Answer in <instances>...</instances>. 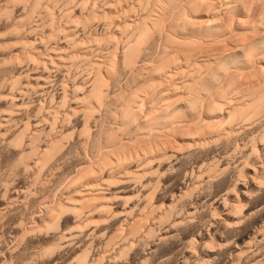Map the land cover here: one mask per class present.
<instances>
[{"label":"rangeland","instance_id":"obj_1","mask_svg":"<svg viewBox=\"0 0 264 264\" xmlns=\"http://www.w3.org/2000/svg\"><path fill=\"white\" fill-rule=\"evenodd\" d=\"M0 1L2 2H0V6L2 5V8H0V119L2 122H0L2 125L3 123H5V126L3 125V127L2 125H0V264H86L85 262L87 261L92 262V264H264V167H262L264 166V113H259L257 114L258 116L256 115L255 117L253 116L254 119L250 118L248 123L245 122L244 126H246V128L243 126V128L240 130L241 132L239 131L236 134L234 133V135H224L223 137L220 135L211 137L200 136V129L202 128L200 126L211 128V126L213 125L214 116L206 115V113L204 112V108H201L202 104L206 101V94L209 95V93H211V95L208 96L210 97L209 99L218 98L220 102L221 98L227 97L230 94L233 95L236 91L234 90L235 88H237L236 86H241L242 88L244 86H253L257 82H259L258 80L264 79V62L258 63L256 60H254L255 62H250L251 65L249 64L245 66V57H243L242 55L246 50L249 52L250 47L252 49V46L253 48H257L256 50H258L261 44L264 47V31H262L264 27V18L261 19V17L259 16V19L258 17V12L264 5V0H247V2L246 0H242V5L244 4V7L248 5V10L246 11L249 12L246 13V11H243L245 13L242 12L240 14H237V16L236 14H234L233 16L229 13H223L221 16L222 21L220 20V23H222L220 27H222L223 30L220 31V34L219 31L210 30V34L208 31L204 36L199 35V37H194L200 38V36H202L203 38L201 37L202 39L200 38L199 40H202V44H204H199L197 47L193 48L201 49L200 51H192L195 56L203 55L201 53H204L205 55L223 51L224 53H229L231 56L230 58H228V60L223 62L224 64H226H223V66L227 67L229 70H231L232 68L236 69V67L234 66H237L239 69H241V64H245L241 70L247 71H241V73L243 74H240V76L237 77V79L235 80L236 82L234 81L232 83L233 86H231L232 84L228 87L225 85L223 88L222 83H224V78H220V80L217 79L220 81L217 82L221 83L220 85L223 89L219 88L220 86L218 88L214 86L213 88L212 85L215 84L214 82H206L203 85V88H200L202 90H199L200 92H202H198L200 94V97L201 95L203 97H199V100L203 99L204 102L195 100L196 102H189L188 105L186 102L184 104V101L180 99L177 102L178 106L176 105L179 110L178 112H176L178 116L174 114L170 116L167 121L163 122L161 120L157 121L158 118L155 119L154 117H152L154 119H150L151 121H149L151 125L148 123V125H139V127L138 123L136 124L138 117L136 118V120H129L128 123L127 121H123L122 119H120L121 117H119V115H121V109L119 108L124 106V102L127 101L126 99L130 96V91L132 93L135 92V89H139L144 84H146L147 81L150 80L149 77L151 76L149 74L150 72L152 74V71L151 67L149 66L151 64V66H153L154 68V64H156L155 59L158 58L156 56H159L158 51L160 50V46H158L159 42H155V44L157 45L152 44L151 47L153 48L151 49V47H149L150 49L147 50H150L149 52H151V54L147 52V57L144 56V66L147 69L150 68V71L146 70L145 67H143L141 64L140 67H138L140 68V70L145 69L147 73L143 70V73L142 71L141 73H139V69V71H134L133 68L129 69V65L128 68L126 63L123 64L116 59L113 65L117 67V69L114 66L113 67L117 72H115L114 70V74L108 77L109 79L112 78L111 80H108V78L105 76V78L111 83L109 82L107 88H105L107 94L104 95L102 103L104 104V101L107 102V100H109L108 97L111 98L109 100L110 102H107V106L106 104H99V106L95 109V114L93 115L94 119L97 118L98 121L96 119L95 120L98 122V124L96 121H93L94 119H92V122L90 119L88 121L86 133H82L81 131H79L82 130L81 128L83 127V119L81 118L82 113L78 111L69 113L68 121H65V123H63L62 125V133L65 134L62 139L63 148L61 147L62 149L57 152L58 154L55 153L56 156L54 155L53 159H51L52 157L50 158L51 160L49 159L50 162H48L45 167L41 169V171L39 172L40 174L38 173L37 175H35L36 173L34 171V167L32 166L34 165L32 161L36 156L31 157L32 161H28L30 163H28L27 168H23L22 165L19 166L18 164H16L17 166L12 165L15 163L13 161H16V158L19 155L18 151H21L19 142H21L22 140L20 137H17V133H19V131H24L28 125L29 129L31 128V130H29V133L33 132L35 129L36 131L34 132L40 131L39 133H37V135H39L38 137L41 141L37 139L35 148L36 145L38 147L39 142L43 144V141L46 142L49 139L48 137L51 136L52 132L54 133V131L51 130L52 132L50 133L49 123L44 122L45 118L47 119V110H51V108L56 105V102H59L58 100L61 98V96L63 97L64 94V96L68 100L63 108L59 107V110L61 112L65 113V111L73 108L76 105L73 101V96L76 94L77 96H81V94L83 93V88L80 90L79 88L84 87L86 84H88L87 80L91 76V73H87L88 71H86L88 67L87 62L89 60L84 61V59L80 60V58H76L77 60H71L68 57V53L70 51L69 45H67L66 41H63L62 43V34H60L58 38L55 37L54 39L49 41L48 45L41 42V38L45 37L43 35H45L46 33L48 35V32L50 33V28L49 25L47 26L45 24H48V22H46L47 20L45 21L44 17L43 19L45 23L41 21L42 17H40L39 19L38 16H36L37 13H39L36 12L38 11L36 10L37 7L34 9L35 12L32 10L31 5L33 4H31V1L33 0H14V3L16 1L15 7L13 2V4L11 3L10 5V2H6L7 0ZM60 1H58V3L59 5L61 4L60 7L62 9V6L65 2L64 0ZM77 1L74 0V2L70 3L69 5L70 9L72 10V16L76 17L82 15L80 14V8H78V5L76 4L81 0H79L78 2ZM122 1L123 0H121V2ZM126 1L127 2L124 1L125 3H117L118 5L122 4L121 6L123 8L120 5L119 7H117L120 11L123 10V12L125 11L129 14L133 13L131 17L133 16V18L135 19L136 17L134 16L138 17L139 13L141 14V8L139 5L134 4L133 0ZM197 1L198 3H202L200 5H203L204 9L205 7H210L214 2V0ZM96 2V5L98 6L97 8L107 10L106 8H104L106 6V1L96 0ZM114 2L112 4L115 5ZM90 3L91 2H89V4ZM28 5H30V9L32 12H34L35 16H32L33 13L30 12V9H28ZM114 5L112 11L118 10L116 9L117 7L114 8ZM131 7L134 8L131 9ZM257 7H259V9ZM252 8H257L258 10L255 9L254 11L256 12L257 10L256 13L258 14H250V12H252ZM24 10H29L30 13L28 14V12H25ZM85 10L84 14L86 15L88 9ZM204 11L202 10L201 14L190 17V21L193 22V24L195 23L194 25L200 23L201 20H204V18L207 17ZM26 13L28 14V16L32 17V20L35 19L33 20V22H31L32 20L30 21L35 26L37 22L39 24L41 21L43 23L40 24H44L43 26L47 27H40L39 24V27L37 25L36 28L34 27L35 29L33 31L31 30L29 32L27 30L28 28L22 26L24 28L21 27L19 28L20 30L18 29L21 32L16 33V31H14V33L11 25V23H14L13 19L22 20L23 18H25L23 16H27ZM168 13L169 12L166 13V17ZM248 14L250 17L248 16ZM111 15L115 17L118 16L117 14H115V12H112ZM17 16L18 18H16ZM21 16L23 17L22 19ZM168 16L169 19L171 16L173 17L172 14L171 16ZM263 16L264 15H262V17ZM28 18H25L26 22L31 19ZM121 18H115V21L117 22L120 19V22ZM168 18H164L165 21L167 19L166 23H169L170 21ZM234 19H238V21L236 20L237 23L235 21H232ZM260 20H262V24ZM22 21L25 22L24 19ZM102 23V21L100 23L98 20H96V22L93 23L94 25L92 24V30L91 28H85L84 30L83 28H75V33L77 34L79 32L77 35H75L77 36L75 37L76 41L79 40V43L82 42V44H80L83 45V48H88V50L91 48V51L89 50V52L93 55H90L93 58H96L99 55V57L101 58L105 55L104 53H109V50H107V48L109 49L112 47L110 45H106V42L104 41L103 44V42H101L100 40V38H102L104 35H109L111 32L113 33L112 29L109 30L110 28H103ZM166 23L163 22L164 25H166ZM234 24L238 25L235 26ZM167 25L166 27L163 26V28H167ZM95 26H97V29L95 28ZM22 29H26V34ZM252 29L254 30V32ZM9 31H11L12 34ZM22 31H24V33ZM27 31L29 33H27ZM106 31L108 32L106 33ZM103 32L106 34H104ZM249 32L254 36L253 39L260 42L261 44L253 40L252 42L254 43H252V46H248L250 44L249 39L251 40L252 38V35H248ZM222 33L224 34L222 35ZM19 34L22 35L20 36ZM88 34H90L89 37L87 36ZM92 35L95 38H98L100 40V43H95L99 40L93 42L94 38L92 37ZM112 35L116 36L114 33ZM244 35L247 38H243L245 37ZM23 37H25L23 40L26 39L25 41H31V43H33L35 52L31 54L33 58L30 57V59L28 60V58L26 57L27 60L26 58H24L25 60L23 59L20 63H17L18 61L14 59V56L15 53L20 54V52H18L21 48L20 45H22L21 43L25 42H21ZM240 38L245 39L242 40L245 41L244 47L246 49H231L232 44H234L237 40H241ZM246 39H248L249 42ZM246 41L248 44L246 43ZM87 42L89 44L91 43V46L88 45ZM84 44L87 45L85 46ZM253 44L257 45L258 47H254ZM50 46H52L51 48L53 49H51ZM95 46L97 49H93ZM54 50H56V52L62 51L63 53H67L66 57L68 58H66L64 61V65L66 66V68L63 67V64L56 67L53 66V68H51L48 62L50 59H47V57L51 56L53 58L55 52L53 54L52 52ZM47 52L51 55L47 54ZM252 52L253 51H250L249 53L251 54ZM172 53H175L173 54V57L176 55L174 58L179 57L177 51H173ZM20 55L22 56V54ZM54 60L56 59L54 58ZM37 61H39V63H37ZM45 61L48 62V65L50 67L48 65H45L44 67V64L46 63ZM152 62L155 63L152 64ZM145 63H147V65ZM223 66L221 65V67ZM83 69H85V71ZM122 69H124L125 71H123ZM131 71H134V73L137 74L133 75L134 73L131 74ZM220 71V74L217 72L218 74L216 78L218 77V75H224V67L222 70L220 69ZM89 74L90 76L88 77L87 75ZM138 74H141L142 76H137ZM85 76L88 77V79L85 78ZM133 76H135L136 78ZM14 78H18V82L11 89V84L9 83H11ZM210 84L212 85L210 86ZM234 84L237 85L235 86ZM74 86L75 89L79 87L77 90H79L80 92L78 91L76 92V94H73V92L75 91ZM164 88H166V85ZM164 88H161V90H163ZM9 89H11L13 92H11V90ZM220 89H222L221 92L223 94L220 93ZM223 90L227 92H224ZM178 92L179 91H177V94ZM175 93H170L169 97L173 99L177 98V95ZM203 93L206 94L204 95ZM218 93L220 96L217 97ZM224 93L228 94L225 95ZM12 96H15L13 97L15 98V100L13 99L14 101L11 100ZM125 96L127 98H125ZM156 97H152V100L149 99L150 101L146 102L147 104H144V108L147 109L148 105L150 107V104L148 103H152L153 107L159 105L162 102V100L160 99H163V97L159 98L158 96L157 100ZM104 98L107 100H105ZM153 99H155V101ZM10 100L15 105H13ZM111 101L113 104H111ZM152 101H154V103ZM9 103H11L13 106H11V104ZM195 104H197V107H195ZM15 106L17 107V109L13 108ZM190 106L192 107L189 108ZM223 106L224 105L219 104V110ZM225 107L222 108L223 110H221V112H219L223 113L226 117V113H224ZM11 108H13L14 110L12 111ZM150 108H148V111H150ZM6 112L9 115H5L7 114ZM10 113H12L11 115L13 117L10 115ZM197 115L200 117H197ZM3 116L8 120H6ZM172 117L173 119H171V122L169 120ZM5 120L7 122H5ZM152 120H154L155 122ZM184 121L190 123H188V125H186V123L184 125V128L182 127L181 129H179V131L178 126H180V124L181 126H183L182 124L185 123ZM192 121H195L196 124ZM236 121L237 120L233 121V123H237ZM6 123L8 125H6ZM170 124H172V128H169V126H171ZM116 125L119 126V129L118 127H116ZM154 125H158L159 127L162 125V127H160L162 130L159 127L154 128ZM24 126L25 129H23ZM149 127H151L152 131ZM167 127L171 130L172 134L170 133V130L165 129ZM21 128L22 130H20ZM109 128H111L112 131H114L115 128L120 131L119 132L118 130H115L117 137L118 134H122L121 137H123L125 140L128 138L127 141L130 144L128 142L124 144L123 138V141L122 139L119 140L121 138L120 136V138H117L119 141H121V144H119L123 145V150L120 146L121 151H118L120 153L122 151L127 152L128 150L133 153V151L136 150L141 151V149H143L145 146L148 147L151 143H153V141H148V139L144 140L143 138H149V134L147 135L146 133H152L156 131L159 134L161 133L160 140L163 139L161 141H164L163 143L166 146L168 145L167 147L164 145L166 147L164 150L165 154L163 153V155L160 156V159L158 157L155 158V160H152V163L149 162V164L147 165V169L146 166L144 167L146 171L143 169H138V171L136 169L135 163L129 165L127 167V170H125V173L128 174L127 181H118V171H115L112 176H105V179L108 178L107 180L111 182L110 187L108 186V193L106 194H108V196L110 194H112V196H116L115 198H113V201L111 203V213L109 212L108 215L104 213L102 214L92 212L91 216L88 217V224L86 223V225L79 222L83 220V216L77 218L76 221L73 218V214L71 212L63 211L61 212L62 214L60 213L57 223L55 222V224H53L54 222H51L52 225H49V227L47 223L50 222L47 221L48 217H46V213L52 208V205L54 206L59 201L64 202L65 198H68L70 196L71 191L73 192V189L77 187H73V185H70L69 180L76 176L80 167H85L89 163H92L95 160V157L96 159H98L102 156L101 154L105 150V144L103 143H105L104 140L106 141L107 134V132H104V130L108 129L111 131V129ZM147 128L151 132L148 131ZM157 128H159L162 132L164 129L165 131L168 130L169 132L167 133L164 131V135H166L167 137L165 138L163 133ZM98 129L103 130L98 131ZM198 130L200 131V133ZM182 131L184 132L182 133ZM47 132L48 136H46ZM143 134H146V136ZM194 134H198L199 136H195ZM89 135L91 138L94 137L92 139V144H94L95 146L98 145V148L94 147V145L93 147H91L92 144ZM18 136L22 135H20L19 133ZM96 136L98 137V139ZM139 136L141 138L142 136H144L140 142ZM157 142L160 141H156L155 143ZM98 143L100 144V146ZM41 144H39V146ZM102 146L103 150H101ZM153 146H155L154 143ZM92 153L94 154L92 155ZM81 161H83V163ZM259 164L262 165L259 166ZM134 172H136L135 174H140L141 177L139 176V174L136 175L137 177H140V180L134 175ZM129 174L132 177H136L137 179L134 178L136 179V181L134 179H130L131 176ZM37 176L39 177L37 178ZM32 177L35 178L33 179ZM138 180L140 182H138ZM112 182L114 183L112 184ZM68 185L69 187L66 188V186ZM73 193H71L73 196L71 195L72 197H69L72 198V200L76 197V195ZM149 202L152 206H156V210H150V214L148 209ZM145 204L148 205H146V207H142ZM232 205L235 207V213L228 210L232 208ZM141 208H143V210L146 208L143 212L148 215L149 219L146 218L147 220L145 221L147 222H145V227L140 228V230L142 229L141 231L139 230V232H135V234L132 233L133 235H130L127 232V229L129 228L127 226H130V222L136 220V217H139L138 211ZM143 212H140V215H144L145 213ZM228 213H233V215ZM77 222L80 223V225ZM127 233L128 235H126ZM125 236L130 237L124 238Z\"/></svg>","mask_w":264,"mask_h":264},{"label":"bare ground","instance_id":"obj_2","mask_svg":"<svg viewBox=\"0 0 264 264\" xmlns=\"http://www.w3.org/2000/svg\"><path fill=\"white\" fill-rule=\"evenodd\" d=\"M6 1V0H4ZM14 0H7L6 2H10V5L11 3L13 2ZM30 1V0H29ZM58 1L60 0H33L31 1V7H32V10L35 12V8L37 7L36 12H39L37 13L36 16H38V18L40 19V17H42V20L44 22V19L43 17L45 18V21L48 22L45 23L47 26L49 25V28H50V33L48 32V35L47 33L43 36H45L44 38H41V42L48 45L49 41H51L52 39H54L55 37L58 38L60 36V34H62V43L63 41H66L67 45H69V48H70V51L68 53V57L72 60V59H78L80 58L81 59H84L85 60H89L87 63L88 67L86 69V71H88L87 73H91V76L90 74L87 75L89 77H86L88 80V84H86L84 87H78L79 90L82 89L83 93L81 94V96H77L76 92H78L79 90H77L78 88L75 89V86H74V89H75V93L73 92V94H76L74 95L73 97V101L74 103L76 104L73 108L71 109H68L67 111L64 112H61L59 110V107H62L66 104L67 102V98L63 95V97L61 96V98L58 100L59 102L57 103L56 102V105L54 107H50V109H48L46 112H47V119L45 118V123L48 122L49 123V132L51 133L53 130L54 133L52 132L51 136H49L48 140L46 142H44L43 140V144H41L39 142V144H41L39 146L38 144V147L36 145V148H35V144L37 143V139H39V135H37V133L39 132H34L36 131V129L33 131V132H30L29 133V130H31V128L29 129V125L27 126L26 124V129H25V126L23 127V129H25L24 131H19L20 135L22 136H18L19 133H17V137H20L21 138V142L20 143V146H21V151L19 150V155L17 156L16 158V161H13L15 162L14 164L12 165H16L18 164L19 166L22 165L23 168H27L28 166V162L29 160H31V157H35L34 160L32 161L34 163V165H32L34 167V171H35V175H37L41 169L43 167H45V165L50 162L49 159H53V156L55 155V153L59 152L60 149H62V139L64 137L65 134L62 133V129H63V123H65V121H68V114L69 113H74V112H81L82 113V116L81 118L83 119V127L81 128L82 130H79L81 131L82 133H86V130H87V126H88V121L91 119V122H92V119L93 118V115L95 114V109L99 106V104L102 103L103 101V97L104 95H106V91H105V88H107L108 86V83L110 81L108 80H111L109 79L108 77L111 76L112 74H114V70L115 68L117 69V67H115L113 64L115 63L116 59L118 61H120L121 63H126L127 67L128 65L130 66L129 69L133 68L134 71L136 70H140V64L144 66V56H146V53L149 52L147 51L148 49H150L149 47H151L152 44H155V42H159L158 43V46H160V50L158 51L159 52V56H156L158 58L155 59V62L156 64H154L155 62H152V64H154V68L153 66H150L151 67V71H152V74L150 72V76L149 77V81H145L146 84H144L142 87H138L139 89H135L136 91L135 92H131L130 91V96L129 98H127L125 96V98H127L126 100L127 101H123L124 102V106H121L123 107H120L119 109H121V115H119V117H121L120 119H122L123 121H128L129 120H136V118L138 117V120L136 122V124L138 123V126H142L144 124H147L149 123V121H151L150 119H157V121L161 120L162 122L163 121H167V119L176 114V112H178V100H183L184 101V104L185 102L188 104L189 102L192 103L194 102L195 100H199V97H200V94L198 92H200L199 90H202L200 88H203V85L206 83V82H214L215 84H210V86L212 85V87L214 88V86H216V88H222L221 87V83H218L220 82V78H224V83H222V86L224 88V86L226 85L227 87L229 85H231L236 79L238 76H240V74H243L241 73L242 72H245L242 69V67L245 65H251L250 62H253L254 60H256L258 63L260 62H264V47L262 46V44L258 41H256L254 38V36L252 34H250V32L248 33L249 36H251V40L249 39H246L250 44L248 46H252V42L253 40H255V42H258L261 44V46H259V48H262V49H259L256 50L257 48H253L252 46V49L250 47V51H253L251 54L246 51H244L245 53L242 54L244 58V61L246 62L244 65L243 63L241 64L242 67L240 66L241 69H239L237 66H234L236 67V69L234 68H230L231 70H229L227 67L223 66V62H225L226 60H228V58H230V54L229 53H224L223 51L221 52H214V53H211V54H205L204 53H201L203 55H197L195 56L193 54L194 50H201V49H193L195 47H197L199 44L201 45L203 42L202 40L200 41L199 39L202 37L200 36V38H194V37H199V35H205V33H207L209 31V34H210V30L212 31H219V34H220V31L223 30L221 26L222 23H220V20H221V16L223 13H229V14H232L234 16V14H240L242 13L243 11H246L248 10V5L246 7H244L242 5V0H214L213 4L210 6V7H205V9L203 8V5L201 6L200 4H202L201 2L198 3L197 0H133L134 4H137L140 6L141 8V14L139 13L138 17L137 16H134L136 17L135 19L133 18V16L131 17V15L133 13H127V12H123V10H119L118 7L119 5L121 6L122 4H117V3H120L121 0H114L116 2H114L113 0H104L106 1V6L104 8H106L107 10H102L100 8H97L98 6L96 5L97 2L96 0H81V1H77L78 3H76L78 6V8H80L79 10H81V13L82 14L80 17L79 16H72L71 14V9L69 7L70 3H73L74 0H64V4L62 6V9L58 3ZM127 2L126 0H123L121 3H125ZM207 1V0H206ZM253 1V0H252ZM1 2V1H0ZM18 2V1H17ZM33 2V3H32ZM61 2V1H60ZM89 2H91L89 4ZM115 3L112 4V3ZM212 2V1H210ZM247 2V0H246ZM2 3V2H1ZM0 3V4H1ZM14 3V2H13ZM12 3V4H13ZM16 3V1H15ZM14 3V7L16 6ZM105 3V2H104ZM206 3V2H205ZM204 3V4H205ZM251 3V2H250ZM255 3V2H254ZM21 4V2H20ZM103 4V3H102ZM117 4V5H116ZM101 5V4H100ZM105 5V4H104ZM113 5L115 6L114 8H117L118 10L116 11H112L113 10ZM253 5V4H252ZM2 6V5H1ZM0 6V8H2ZM7 6V4H6ZM22 6V5H20ZM25 6V5H23ZM30 9V5H28ZM207 6V5H205ZM257 6V5H256ZM255 6V7H256ZM100 7V6H99ZM122 7V6H121ZM250 7V6H249ZM253 7V6H252ZM7 8V7H6ZM123 8V7H122ZM120 8V9H122ZM134 7H131V9H133ZM245 8V9H244ZM259 9V7H257ZM255 8V9H257ZM263 8V9H262ZM26 9V7H25ZM85 9H88L87 12H86V15L84 14V10ZM255 9H251L252 12H250V14H258V17L260 16L261 19L264 18V16L262 17V15H264V5L261 7V9L259 10L258 13L257 10L256 12L254 11ZM115 10V9H114ZM204 11L205 14H206V18H204V20H201L200 23H198L197 25H194L193 22L190 21V17H193L195 15H198V14H201L202 12L201 11ZM250 10V9H249ZM25 11V10H24ZM86 11V10H85ZM115 12V14H117L118 16H113L111 15L112 12ZM120 11V12H119ZM1 12V11H0ZM25 12H28V14L31 11L30 9V12L29 10L25 11ZM34 12H32V16H35L34 15ZM111 12V13H110ZM119 12V13H118ZM169 12L167 14V17H166V13ZM249 12V11H246V13ZM23 13V12H22ZM110 13V15H109ZM245 13V12H243ZM28 14L26 13L27 16H23L25 18H28L30 20H28L27 22L25 21L26 19L23 18L21 16V19L23 18L25 22H23L22 20H15L13 19L14 23L12 25V28H13V32L16 31V33H19L21 31H19L22 26H24L25 28H28L27 30L30 32L31 30L33 31L37 25L39 27V24L40 23H43L40 21V23L36 24V26L34 24H32L31 22H33V19L32 20V17L31 16H28ZM84 14V15H83ZM108 14V15H107ZM114 14V13H113ZM171 14L173 15V17L171 16ZM262 14V15H261ZM18 15V14H17ZM25 15V13H24ZM170 15V19L168 18ZM120 16V17H119ZM231 16V15H230ZM249 16V14H248ZM11 17V16H10ZM9 17V18H10ZM124 19H122V18ZM250 17V16H249ZM254 17V16H253ZM256 17V18H258ZM259 17V19H260ZM15 18V17H14ZM18 18V16L16 17ZM115 18H121V21L119 22V20L116 22L115 21ZM164 18H168L170 21L169 23H166L167 22V19L165 21ZM224 18V17H223ZM12 19V18H11ZM10 19V20H11ZM241 19V18H240ZM32 20V21H31ZM38 20V19H37ZM96 20H98L100 23L101 21L103 22V28L107 29V28H110L109 30L112 29L113 33L116 35H112L111 33L109 35H107L106 33L108 31H106V35H104L102 38H100L101 42H106V45H110L112 46L111 48H107V50H109V53H104L105 55L102 56L101 58L99 57H91L93 56L92 54H90L89 49L88 48H83L81 45L82 42H78L79 40L76 41V38L77 35L75 33V28H83V30L85 28H91L92 30V24L94 22H96ZM238 21V19H236ZM236 20H232V21H235ZM22 21V22H21ZM31 21V22H30ZM39 21V20H38ZM222 21V20H221ZM248 21V20H247ZM122 22V23H121ZM166 23L167 25V28H163V26L166 27V25L163 24ZM191 22V23H190ZM224 22V21H223ZM255 22V21H254ZM261 24H262V20H260ZM237 23V22H236ZM263 23H264V19H263ZM239 24V22H238ZM238 24H234L235 26H237ZM260 24V23H259ZM44 25V24H43ZM40 24V27L43 26ZM94 25V24H93ZM45 26V27H47ZM232 26V25H231ZM241 26V25H240ZM253 26V25H252ZM264 26V25H263ZM22 27V28H24ZM35 27V28H34ZM44 27V26H43ZM44 27V28H45ZM239 27V26H238ZM243 27V25H242ZM259 27V26H258ZM10 28V27H9ZM95 28L97 29V26H95ZM235 28V27H234ZM257 28V26H256ZM260 28V27H259ZM262 28V27H261ZM19 29V30H18ZM9 30V29H8ZM12 30V29H11ZM25 31V34H26V29H22ZM38 30V29H37ZM77 30V29H76ZM253 30V29H252ZM24 31H22L24 33ZM27 31V33H29ZM78 31V30H77ZM76 31V32H77ZM102 31V30H101ZM105 31V30H104ZM262 31H264V27L262 29ZM11 32V31H9ZM92 32V31H91ZM245 32V31H244ZM248 32V31H247ZM254 32V30H253ZM252 32V33H253ZM15 33V32H14ZM102 33V32H101ZM217 33V32H216ZM230 33V32H229ZM233 33V32H232ZM246 33V32H245ZM12 34V32H11ZM224 33H222L223 35ZM235 34V33H234ZM20 35V34H19ZM18 35V37H19ZM22 35V34H21ZM20 35V36H21ZM28 35V34H27ZM90 34H88L87 36L89 37ZM98 35V34H97ZM112 35V36H110ZM230 35V34H229ZM15 36V35H14ZM25 36V35H24ZM30 36V35H29ZM243 36V35H242ZM245 36V35H244ZM41 37V36H40ZM47 37V38H46ZM92 38L95 42V41H98L99 39L98 38H95L93 35H92ZM97 37V36H96ZM217 37V36H216ZM226 37V36H225ZM21 38V37H20ZM25 37L22 38V41H25L23 40ZM50 40H49V39ZM203 38V37H202ZM201 38V39H202ZM205 38V37H204ZM208 38V37H207ZM230 38V37H229ZM243 38H247L246 36L243 37ZM242 38V39H243ZM257 38V37H256ZM215 39V38H214ZM220 39V38H219ZM241 39V38H240ZM241 39V40H242ZM19 40V39H17ZM28 40V39H27ZM82 40V39H81ZM91 40V38H90ZM89 40V41H90ZM100 40L98 42H95L96 44L100 43ZM224 40V39H223ZM228 40V39H227ZM230 40V39H229ZM241 40H237L235 41L234 44H232V47L231 49H235V50H242V48H245V39H243L242 41ZM208 41V40H207ZM246 41V43H247ZM92 42V41H91ZM103 42V44H104ZM217 42V41H216ZM229 42V41H228ZM51 43V42H50ZM65 43V44H66ZM88 43V42H87ZM94 43V44H95ZM108 43V44H107ZM209 43V42H208ZM20 44V43H19ZM22 45L20 50L18 52H20V54H22V56L18 53H15V58L16 61H18L17 63H20L21 60H23L24 58H28V60L30 59L31 54L33 52H35L34 50V46H33V43L28 42V41H25L23 43H21ZM35 44V43H34ZM91 44V43H90ZM88 43V45H90ZM206 44V43H205ZM210 44V43H209ZM227 44V43H226ZM248 44V43H247ZM256 44V43H255ZM254 45L257 46V45ZM18 45V43H17ZM58 45V44H56ZM85 45V44H84ZM87 45V44H86ZM85 45V46H86ZM157 45V44H155ZM204 45V44H202ZM216 45V44H215ZM54 46V45H53ZM84 46V47H85ZM91 46V45H90ZM97 46V45H96ZM96 46L93 48L95 49ZM109 46V47H110ZM157 46V47H158ZM206 46V45H205ZM247 46V47H248ZM18 47V46H16ZM52 46H50L51 48ZM55 47V46H54ZM57 47V46H56ZM89 47V46H88ZM200 47V46H199ZM198 47V48H199ZM214 47V45H213ZM258 47V46H257ZM13 48V47H12ZM105 48V47H104ZM153 47H151L152 49ZM201 48V47H200ZM216 48V47H215ZM36 49V48H35ZM53 49V48H51ZM97 49V48H96ZM111 49V51H110ZM115 49V50H114ZM177 49V50H176ZM193 49V50H192ZM203 49V48H202ZM246 49V48H245ZM154 50V49H153ZM179 50V51H178ZM212 50V49H211ZM218 50V49H217ZM220 50V49H219ZM244 50V49H243ZM42 51V50H41ZM64 51V50H63ZM91 51V50H90ZM155 51V50H154ZM178 52V56L180 57H177V58H174L173 57V54L175 53H172V52ZM193 51V52H192ZM38 52V50H37ZM52 52V51H50ZM55 52V53H54ZM94 52V51H93ZM107 52V51H105ZM196 52V51H195ZM54 53V57L52 58L51 56L50 57H47V59H50L48 62H49V65L51 66V68H53V66H59L61 64H65V59L68 58L66 57L67 53H63L62 51H57L54 50L52 52V54ZM98 53V52H97ZM151 54V52H149ZM208 53V52H207ZM40 54V53H39ZM47 54H50L47 52ZM149 54V55H150ZM19 55V56H18ZM51 55V54H50ZM91 55V56H90ZM95 55V53H94ZM102 55V53H101ZM154 55V54H153ZM156 55V54H155ZM241 55V56H242ZM49 56V55H48ZM97 56V55H96ZM229 56V57H228ZM21 57V58H20ZM40 57V56H39ZM147 57V56H146ZM151 57V56H150ZM154 57V56H153ZM26 58V60H27ZM33 58V57H32ZM54 58L56 60H54ZM76 59V60H77ZM150 59V58H149ZM25 60V59H24ZM33 60V59H32ZM69 60V59H68ZM73 60V61H74ZM40 61V60H39ZM39 61H37V63H39ZM42 61V60H41ZM47 61V60H46ZM45 61V62H46ZM72 61V62H73ZM79 61V60H78ZM117 61V63H118ZM154 61V60H153ZM24 62V61H23ZM29 62V61H28ZM45 62H42V63H45ZM48 62H46L44 64V67L45 65L47 66L48 65ZM68 62V61H66ZM70 62V61H69ZM119 62V63H120ZM143 62V63H142ZM255 62V61H254ZM82 63V62H81ZM150 63V62H149ZM24 64V63H23ZM71 64V63H70ZM74 64V63H73ZM121 64V65H123ZM147 65V63H145ZM20 65V64H19ZM29 65V64H28ZM48 65V66H49ZM81 65V64H80ZM116 65H119V64H116ZM139 65V66H138ZM221 65L224 67L225 71H224V77L223 76H220L218 75V77L216 78L217 74L221 73L220 69L222 70L223 67H221ZM226 65V64H224ZM261 65V64H260ZM49 66V67H50ZM68 66V65H67ZM115 68H114V67ZM147 66V67H148ZM230 66V65H229ZM63 67L66 68V66L64 65ZM86 67V66H84ZM126 67V66H125ZM124 67V68H125ZM137 67V68H136ZM141 67V68H143ZM254 67V66H253ZM259 67V66H258ZM37 68V67H36ZM50 68V69H51ZM153 68V69H152ZM24 69V68H23ZM28 69V68H27ZM45 69H49V68H45ZM77 69V68H76ZM85 69H83L85 71ZM146 70L150 71V68H146ZM143 70L146 72V70ZM26 70V69H25ZM90 70V72H89ZM123 71H125L124 69H122ZM121 70V71H122ZM138 70V71H139ZM139 73H141V71ZM22 71V70H21ZM30 71V70H29ZM120 71V70H119ZM134 71H131L130 73L133 74ZM142 71V73H143ZM220 71V72H219ZM250 71V70H249ZM115 72H117L115 70ZM218 72V73H217ZM223 72V71H222ZM21 73V72H20ZM129 73V74H130ZM147 73V72H146ZM137 73H134L133 75H135ZM256 74V73H255ZM82 75V74H81ZM85 75V73H84ZM122 75V74H121ZM126 75V73H125ZM141 74H138L137 76H140ZM222 75V74H221ZM247 75V74H246ZM251 75V74H250ZM20 76V75H18ZM83 76V75H82ZM105 76L108 78V80L105 78ZM129 76V75H128ZM142 76V75H141ZM135 77V76H133ZM148 77V76H147ZM146 77V78H147ZM20 78V77H19ZM47 78V77H46ZM84 78V79H85ZM132 78V77H131ZM136 78V77H135ZM139 78V77H138ZM134 79V78H133ZM148 79V78H147ZM219 79V80H217ZM251 79V78H250ZM261 79V78H260ZM122 80V79H121ZM120 80V81H121ZM136 80V79H135ZM142 80V79H141ZM222 80V81H223ZM81 81H84V80H81ZM218 81V82H217ZM259 82H257L256 84H252L253 86H244L243 88L240 86H235L237 88H235L234 90L235 93L233 95H229L227 97H224V98H221L220 102H219V99L217 98L219 95H217V99H209L211 95V93L206 94L207 97H208V100H207V97H206V101L204 102L203 99L199 100V101H203L201 103L202 106L201 108L203 107L204 108V112L206 113V115H212L214 116L213 118V125L211 126V128H206L205 126H200L202 127L200 130H201V133H200V136H231L234 135V133H238L242 128L243 126L245 125V122L248 123V121L250 120V118H253L259 114V113H264V79H261V80H258ZM18 82V78H14L13 81L9 84H11V89L13 86H15ZM86 82V81H85ZM138 82V81H137ZM144 82V83H145ZM158 84H157V83ZM209 82V83H210ZM217 82V83H216ZM236 82V81H235ZM111 83V82H110ZM83 84V83H82ZM81 84V85H82ZM132 84V83H131ZM141 84V83H140ZM143 84V83H142ZM136 85V84H135ZM166 85V88H164ZM79 86V85H78ZM118 86V85H117ZM140 86V85H139ZM202 86V87H201ZM233 86V84L231 85ZM116 88V87H115ZM128 88V87H127ZM134 88H137V87H134ZM160 88V89H159ZM161 88H164L163 90H161ZM222 88V89H223ZM233 88V87H232ZM9 89V90H11ZM211 89V88H210ZM220 89V93L223 94L221 92ZM226 89V87H225ZM230 89V88H229ZM178 94H177V91ZM207 90V89H206ZM215 90V89H214ZM213 90V91H214ZM228 90V89H227ZM233 90V91H234ZM19 91V90H18ZM210 91V90H209ZM208 91V92H209ZM224 92H227L225 90H223ZM231 91V90H230ZM11 92H13L11 90ZM80 92V91H79ZM119 92V91H118ZM176 92V93H175ZM181 92V93H180ZM202 92V91H201ZM200 92V93H201ZM207 92V93H208ZM218 92H219V89H218ZM23 93V92H21ZM122 93V92H121ZM170 93H175L177 95V98L173 99L171 97H169V94ZM233 93V92H232ZM180 94V95H179ZM204 94V93H203ZM204 94V95H205ZM215 94V93H214ZM225 94V93H224ZM228 94V93H226ZM225 94V95H226ZM109 95V94H108ZM119 95V94H118ZM179 95V96H178ZM216 95V94H215ZM9 96V95H8ZM11 96V95H10ZM112 96V95H111ZM163 97V99L161 98L160 100H162V102L159 104V105H156L153 107V104L152 103H148L150 104V107L153 109H151L148 105L147 109L144 108V104L146 102H149L150 100H152L151 98L152 97ZM171 96V95H170ZM173 96V95H172ZM214 96V95H213ZM212 96V97H213ZM15 96H12L11 100H15V98H13ZM72 97V96H71ZM156 97V100L158 99ZM202 97V95H201ZM200 97V98H201ZM205 97V96H204ZM8 98V97H7ZM53 98V97H52ZM70 98V97H69ZM203 98V97H202ZM72 99V98H71ZM105 99V98H104ZM108 99L110 100L111 98L108 97ZM150 99V100H149ZM223 99V100H222ZM10 100V101H11ZM13 100V101H14ZM53 100V99H52ZM107 100V99H105ZM107 100V102L109 101ZM115 100V99H114ZM155 101V99H153ZM9 101V102H10ZM72 101V100H71ZM72 101V102H73ZM113 101V99H112ZM111 101V104H113ZM154 101H152L154 103ZM159 101V100H158ZM195 101V102H196ZM106 101H104V104H106V106L108 105ZM110 102V101H109ZM119 102V101H118ZM181 102V101H180ZM12 103V101H11ZM9 103V104H11ZM54 103V102H53ZM116 103V102H115ZM199 103V102H198ZM13 104V103H12ZM15 105V104H13ZM102 103V105H104ZM117 104V103H116ZM147 104V103H146ZM219 104H222L224 105L223 107L220 108L219 110V107L218 105ZM177 105V106H176ZM189 105V104H188ZM197 107V104H195ZM10 106V107H11ZM30 106V105H29ZM67 106V105H66ZM70 106V105H69ZM105 106V107H106ZM111 106V105H110ZM113 106V105H112ZM117 106V105H116ZM185 106V105H184ZM194 106V105H193ZM226 106V107H225ZM192 106H190L189 108H191ZM194 107V108H195ZM225 107V112L226 113V117L224 116L223 113H220L221 110H223L222 108ZM15 109H17V107H13ZM13 108L12 111L14 110ZM19 108V107H18ZM109 108V107H108ZM148 108H150V111H148ZM193 108V109H194ZM200 108V107H199ZM198 108V109H199ZM200 108V109H201ZM101 109V107H100ZM111 109V108H110ZM8 110V109H7ZM6 110V111H7ZM197 110V109H196ZM195 110V111H196ZM107 111V110H106ZM111 111V110H110ZM116 111V110H115ZM194 111V112H195ZM220 111V112H219ZM99 112V111H98ZM112 112V111H111ZM192 112V110H191ZM7 113V112H6ZM97 113V111H96ZM104 113V112H103ZM12 113H10L11 115ZM117 114V113H116ZM197 114V113H196ZM260 114V115H261ZM5 115H9L8 113L5 114ZM42 115V114H41ZM110 115V114H109ZM177 115V114H176ZM175 115V116H176ZM12 116V115H11ZM11 116H8V117H11ZM70 116V115H69ZM116 116V115H115ZM178 116V115H177ZM254 116V117H253ZM258 116V115H257ZM264 116V114H263ZM4 117V116H3ZM13 117V116H12ZM71 117V116H70ZM95 117V116H94ZM99 117V116H98ZM154 117V118H152ZM197 117H200L197 115ZM260 117V116H259ZM6 119V117H4ZM101 118V117H100ZM177 118V117H176ZM183 118V117H182ZM195 118V117H193ZM258 118V117H257ZM261 118V117H260ZM70 119V118H69ZM97 120V118H95ZM93 120L94 122L96 120ZM113 119V118H112ZM172 118H170L169 121H171ZM181 119V118H180ZM187 119V118H186ZM264 119V118H263ZM262 119V120H263ZM3 120V118H2ZM8 120V119H6ZM5 120V122H7ZM47 120V121H46ZM118 120V119H117ZM116 120V121H117ZM175 120V119H174ZM185 120V119H184ZM193 120V119H191ZM212 120V119H211ZM237 120L236 122L237 123H233V121ZM256 120V119H255ZM1 121V119H0ZM98 121V120H97ZM96 121V122H97ZM114 121V122H116ZM122 121V122H123ZM154 121V120H152ZM156 121V123H157ZM189 121V120H188ZM2 122V121H1ZM0 122V125H2ZM16 122V121H15ZM155 122V121H154ZM172 122V121H171ZM170 122V123H171ZM174 122V121H173ZM185 123L182 124L183 126H178V130L181 129L182 127L184 128V125L187 123L186 121H184ZM196 124L195 121H192ZM253 122V121H252ZM258 122V121H257ZM17 123V122H16ZM24 123V122H23ZM26 123V121H25ZM24 123V124H25ZM112 123V122H111ZM133 123V121H132ZM165 123V122H164ZM175 123V122H174ZM190 123V122H188ZM188 123L186 125H188ZM211 123V122H210ZM251 123V122H250ZM5 123H3L4 125ZM31 124V123H30ZM41 124V123H40ZM98 124V122H97ZM100 124V123H99ZM103 124V123H102ZM122 124V123H121ZM135 124V123H134ZM151 125V123H149ZM152 124H155V123H152ZM169 124V123H168ZM173 124V123H172ZM172 124H170L171 126H169V128L171 127L172 128ZM194 124V125H195ZM234 124V125H233ZM252 124V123H251ZM2 125V127H3ZM6 125H8L6 123ZM13 125V124H11ZM36 125V124H35ZM59 125V126H58ZM124 125V124H123ZM149 125V126H150ZM166 125V124H165ZM164 125V126H165ZM192 125V123H191ZM198 125V124H197ZM210 125V124H209ZM236 125V126H235ZM254 125V124H253ZM5 126V125H4ZM38 126V125H37ZM107 126V125H106ZM115 126V125H114ZM139 126V127H140ZM155 126V125H154ZM248 126V125H247ZM251 126V125H250ZM116 127H118L119 129V126L116 125ZM124 127V126H123ZM152 127V126H151ZM151 127L150 130H151ZM156 127H159L158 125L155 126L154 128ZM162 127V125L160 126ZM159 127V128H160ZM166 127V126H165ZM176 127V126H175ZM189 127V126H188ZM199 127V128H200ZM207 127H210V126H207ZM246 128V126H244ZM252 127V126H251ZM16 128V127H14ZM18 128V127H17ZM20 128V127H19ZM27 128H28V131H27ZM37 128V127H36ZM107 128V127H106ZM122 128V127H120ZM145 128V127H144ZM157 128V129H159ZM174 128V127H173ZM186 128V127H185ZM5 129V128H4ZM7 129V128H6ZM12 129V128H11ZM105 129V128H104ZM111 129V128H109ZM118 129H114V131H111L110 130H104V132L106 131L107 134H106V141L104 140L105 143V150L103 151V153L101 154L102 156L99 157L98 159H96L95 157V160L92 162V163H89L88 165H86L85 167H80V169L78 170V173L76 174V176L73 177L72 175V179L69 180L70 181V185H73V187H76L73 189V192L71 191V193L75 194L76 197L75 199L72 200V198H69L72 194L70 193V196L67 198H65L64 202L62 201H59L57 204H55L54 206L52 205V208L46 213L48 217V220L50 223H47L48 226L49 225H52L55 224V222L57 223V220L59 218V215L61 212L63 211H67V212H71L73 214V218L77 221V218H79L80 216H83V220L79 221L80 223H83V224H86L87 223V220H88V217L91 216V213L93 212H96V213H104V214H107L110 212L111 213V203L113 201V198H115L116 196H112V194H110L108 196V193L107 191L109 190V187H110V184L111 182L108 181L107 179H105V176H112L114 174L115 171H118L117 173H119V177L118 178V181L120 182H123V181H127L128 180V174H126L125 170H127V167L129 165H131L132 163L136 165V169H143L146 171L147 169V165L149 164V162H151L152 160H155V158H158L160 159V156L163 155L164 153V150L165 148L168 146H166L163 142L164 141H161L163 139L160 140V134L157 133L156 131L152 132V133H146L147 135L149 134V138L145 137L143 138L144 136H142V138L144 140L148 139L149 140H152L154 145L153 146V143H149L150 145L152 146H148V147H144L143 149H141V151H133L129 152H124L122 151L121 153L118 152V151H121L120 149L123 147V145H120L121 144V140L123 137L122 134L119 135L118 134V137L116 136V131L115 130H118ZM142 129V128H141ZM161 129V128H160ZM159 129V130H160ZM165 129H168L165 128ZM165 129L163 130V135L164 133L166 132H169L168 129L167 131H165ZM10 130V129H9ZM17 130V129H16ZM22 130V128L20 129ZM75 130V129H74ZM100 130H103V129H100ZM98 129V131H100ZM124 130V128H123ZM148 131H150L148 128H147ZM158 130V131H159ZM174 130V129H173ZM244 130V129H243ZM38 131V130H37ZM97 131V132H98ZM119 131V130H118ZM117 131V132H118ZM143 131V130H142ZM146 131V130H144ZM152 131V130H151ZM150 131V132H151ZM159 131V132H160ZM165 131V132H164ZM180 131V130H179ZM263 131V130H262ZM120 132V131H119ZM184 131H182L183 133ZM192 132V131H191ZM241 132V131H240ZM30 135H29V134ZM170 133H171V130H170ZM198 133V134H199ZM27 134V135H26ZM88 134V132H87ZM92 134V133H91ZM124 134V133H123ZM146 134H143L146 136ZM172 134V133H171ZM197 134V135H198ZM74 135V134H73ZM104 135V133H103ZM102 135V136H103ZM140 135V134H139ZM162 135V136H163ZM170 135V134H169ZM195 135V134H194ZM195 135V136H197ZM261 135V134H260ZM259 135V136H260ZM4 136V135H3ZM15 136V135H14ZM46 136H48V132L46 134ZM121 138H120V137ZM130 136V135H129ZM141 136V135H140ZM139 136V142L141 141V137ZM165 138L167 137L166 135H164ZM163 136V137H164ZM199 136V135H198ZM27 137V138H26ZM90 137V135H89ZM88 137V139H89ZM97 137V136H96ZM104 137V136H103ZM125 137V135H124ZM26 138V139H25ZM67 138V137H66ZM87 138V137H86ZM91 138V137H90ZM94 137L91 138V144L93 143L92 139ZM117 138H120L119 140ZM127 138V136H126ZM201 138V137H200ZM213 138V137H212ZM253 138V137H252ZM2 139V138H1ZM98 139V137H97ZM104 139V138H103ZM124 139V138H123ZM122 139V141H123ZM128 139V138H127ZM127 139L125 140L124 139V144L127 141ZM130 139V138H129ZM204 139V138H203ZM215 139V138H214ZM218 139V138H217ZM261 139V138H260ZM4 140V139H3ZM13 140V138H12ZM40 140V139H39ZM95 140V139H94ZM167 140V139H166ZM263 140V139H262ZM16 141H17V138H16ZM41 141V140H40ZM96 141V140H95ZM94 141V142H95ZM119 141V142H118ZM130 141V140H129ZM133 141V140H132ZM138 141V139H137ZM151 141V142H152ZM156 141H160V142H157L155 143ZM228 141V140H227ZM261 141V140H260ZM13 142V141H12ZM23 142V143H22ZM84 142V141H83ZM135 142V141H134ZM138 142V143H139ZM147 142V141H146ZM162 142V143H161ZM204 142V141H203ZM120 143V144H119ZM129 143V142H128ZM132 143V142H131ZM146 143V144H148ZM168 143V141H167ZM196 143V142H195ZM17 144V143H16ZM90 144V146H91ZM99 144V143H98ZM123 144V143H122ZM130 144V143H129ZM5 145V144H4ZM94 144H92L91 147H93ZM166 147H165V146ZM100 146V144H99ZM103 146H102V149L103 150ZM121 146V148H120ZM133 146V145H132ZM196 146V145H195ZM199 146V145H198ZM62 147V148H61ZM94 147H97L98 148V145ZM141 147V146H140ZM139 148V147H138ZM142 148V147H141ZM169 148V147H168ZM252 148V146H251ZM96 149V148H95ZM100 149V148H99ZM92 150V149H91ZM90 150V151H91ZM100 150V151H101ZM123 150V148H122ZM188 150V149H187ZM255 150V149H254ZM99 151V150H98ZM97 151V152H98ZM92 152V151H91ZM63 153V151H62ZM90 153V152H89ZM101 153V152H100ZM58 154V153H57ZM94 153H92L93 155ZM165 154V153H164ZM34 155V156H33ZM91 155V154H90ZM97 155V154H95ZM100 155V154H99ZM56 156V155H55ZM84 156V155H83ZM81 158V157H80ZM50 159V160H51ZM82 159V158H81ZM162 159V158H161ZM55 160V159H54ZM158 160V159H157ZM62 161V160H61ZM84 161H85V158H84ZM83 163V161H81ZM152 163V162H151ZM52 164V163H51ZM55 164V163H54ZM31 165V164H30ZM29 165V167H30ZM262 165V164H261ZM259 164V166H261ZM17 166V165H16ZM64 166V165H63ZM82 166V165H81ZM134 166V165H133ZM146 166V169L144 168ZM150 167V166H149ZM264 167V166H262ZM201 168V167H200ZM29 169V168H28ZM151 169V168H150ZM12 170V169H11ZM25 170V169H24ZM32 170V169H31ZM129 170V169H128ZM136 170V171H137ZM262 170V169H261ZM33 171V170H32ZM33 171V172H34ZM139 171V170H138ZM45 172V170H44ZM129 172V171H128ZM28 173V172H27ZM136 172H134V175L136 176L137 174H135ZM40 174V173H39ZM145 174V173H144ZM149 174V173H148ZM34 175V176H35ZM130 175V174H129ZM46 176V175H45ZM131 176V175H130ZM129 176V177H130ZM140 176V174H139ZM39 176H37L38 178ZM115 177V176H114ZM137 177V176H136ZM136 177H132L130 179H134ZM141 177V176H140ZM140 177H137L138 179ZM33 178V177H32ZM35 178V177H34ZM33 178V179H34ZM36 178V179H37ZM136 178V179H137ZM112 179V178H111ZM116 179V178H115ZM136 179H134L136 181ZM110 180V179H109ZM140 180V179H139ZM138 180V182H140ZM43 181V180H42ZM114 181V180H113ZM117 182V181H116ZM115 182V183H116ZM132 182V181H131ZM257 182V181H256ZM114 182H112L113 184ZM69 184V183H67ZM9 185V184H8ZM109 186V187H108ZM69 187L66 186V188ZM71 187V186H70ZM65 188V189H66ZM143 188V187H142ZM153 189V188H152ZM151 189V190H152ZM258 190V189H257ZM30 191V190H29ZM114 192V191H113ZM150 192V191H149ZM64 194V193H63ZM154 194V192H153ZM74 195V196H75ZM116 195V194H114ZM151 195V194H150ZM73 196V195H72ZM71 196V197H72ZM148 196V195H147ZM119 197V196H118ZM127 199V198H126ZM128 200V199H127ZM147 200V199H146ZM53 201V200H52ZM115 201V200H114ZM152 201V200H151ZM147 203V202H146ZM149 204V214L151 213L152 210H154L156 208V206H152L150 204V202L148 203ZM148 204H145L144 206L142 207H146V205ZM48 205V204H47ZM46 205V207H47ZM127 205V204H126ZM44 207V206H43ZM234 206L232 205V208L228 209L230 210V212H236L235 210V207L233 208ZM49 208V207H48ZM237 208V207H236ZM146 209V208H145ZM144 209V210H145ZM242 209V208H241ZM143 208H141L138 212H139V217H136L137 219L134 220V221H131L130 223V226H127L129 227L127 230V232L130 234V235H133L132 233L135 234V232H139L140 228H143L145 227V220H147L146 218H148V215H146ZM151 210V211H150ZM156 210V209H155ZM114 212V211H113ZM145 213L144 215H140L141 213ZM166 212V211H165ZM239 212V210H238ZM43 213V212H42ZM62 214V213H61ZM228 214H232L233 213H228ZM239 214V213H238ZM45 215V214H44ZM137 216H138V213H137ZM152 216V215H151ZM45 217V216H44ZM150 217V216H149ZM41 218V217H40ZM149 219V218H148ZM79 220V219H78ZM46 221V222H47ZM52 222V223H51ZM122 222V221H121ZM183 222V221H182ZM78 223V222H77ZM80 223H78L80 225ZM88 224V223H87ZM86 224V225H87ZM46 225V224H45ZM124 225V224H123ZM85 226V225H83ZM119 226V225H118ZM50 227V226H49ZM74 227V226H73ZM121 227V226H120ZM83 228V227H82ZM58 229V228H57ZM146 229V228H145ZM82 230V229H81ZM142 230V229H141ZM140 230V231H141ZM144 230V229H143ZM122 232V231H121ZM126 232V231H125ZM82 233V232H81ZM128 233L126 235H128ZM115 234V233H114ZM118 236V235H117ZM123 236V235H122ZM121 236V237H122ZM129 238L130 236H125L124 238ZM134 237V236H133ZM70 239V237H69ZM59 242V241H58ZM70 243V242H69ZM82 257V256H81ZM86 259V258H84ZM98 260V258H97ZM84 263V262H83ZM86 264H92V262H85Z\"/></svg>","mask_w":264,"mask_h":264}]
</instances>
